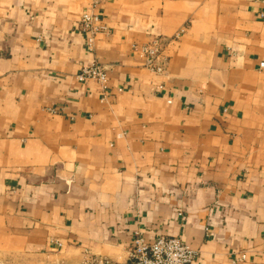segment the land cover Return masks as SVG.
Segmentation results:
<instances>
[{
    "label": "crops",
    "instance_id": "crops-1",
    "mask_svg": "<svg viewBox=\"0 0 264 264\" xmlns=\"http://www.w3.org/2000/svg\"><path fill=\"white\" fill-rule=\"evenodd\" d=\"M262 63L264 0H0V264H124L135 232L264 264Z\"/></svg>",
    "mask_w": 264,
    "mask_h": 264
},
{
    "label": "built area",
    "instance_id": "built-area-1",
    "mask_svg": "<svg viewBox=\"0 0 264 264\" xmlns=\"http://www.w3.org/2000/svg\"><path fill=\"white\" fill-rule=\"evenodd\" d=\"M78 29L85 35V45L89 53L94 52L96 37L100 34H107L108 28L101 23L99 17L93 12L84 13L77 22ZM165 41L160 36H153L151 40L141 46L138 50L143 58L145 67L152 72H161L162 68L155 62L164 52ZM135 49H137L135 47ZM264 72V63L260 66ZM108 67L97 61L83 66L77 75L78 81L93 80L96 82L102 93V100L108 92ZM118 91L121 92V89ZM49 112L56 113L50 109ZM196 259V252L176 237H158L153 241H146L139 232H135L129 252V261L124 264H193ZM244 255L238 256L236 260L242 261Z\"/></svg>",
    "mask_w": 264,
    "mask_h": 264
}]
</instances>
